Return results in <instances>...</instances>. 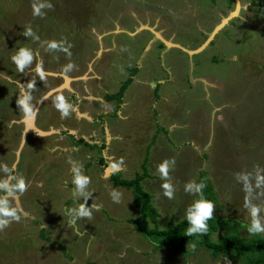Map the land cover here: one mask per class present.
<instances>
[{"label": "rangeland", "instance_id": "obj_1", "mask_svg": "<svg viewBox=\"0 0 264 264\" xmlns=\"http://www.w3.org/2000/svg\"><path fill=\"white\" fill-rule=\"evenodd\" d=\"M231 1L0 0V181L15 184L22 176L28 184L27 191L11 201L23 210L20 221L0 231V264H241L234 257L211 258L203 248L186 259L174 246L152 253L154 245L125 222L135 214L131 190L112 188L108 176H102L105 166L92 163L102 151L97 148L96 155V150L85 148L84 153L93 157L88 164L79 150L71 149L73 135L65 132L69 129L75 137L79 131L86 145H92L95 141L89 136L98 125L87 120L79 124L75 115L89 119L108 112L107 123L98 132L101 140L106 133L109 153L114 155L105 163L121 165L122 177L130 179L147 156L152 178L142 188L153 196L159 229L170 219L187 216L202 170L217 198L212 216L239 222L240 237L248 239L251 207L259 208L264 225V29L244 23L252 17L242 15L201 47L234 10ZM250 1L239 0V5ZM33 2H49L53 8H42L43 17L34 16ZM258 22L264 23V16L258 15ZM28 26L34 36L23 35ZM147 29L164 41L171 38L188 46L182 47L184 52L174 48L165 53L155 41L157 46L145 48L155 40ZM135 30L136 35L127 34ZM52 40L70 45L71 55L49 49ZM21 48L30 52L32 62L18 72L12 57ZM69 63L74 67L69 69ZM127 66L136 69L140 86L126 89V84L119 100ZM64 76L69 78L68 88L38 104L63 84ZM30 82L34 88L28 87ZM60 95L73 108L66 118L54 106ZM25 96L36 113L35 127L49 132L46 136L28 131L21 138L24 109L19 101ZM101 98L113 101L104 104ZM60 126L64 131L57 134ZM156 132L159 140H154ZM111 136L115 138L110 142ZM165 159L175 160L174 165L169 162L168 176L175 189L173 199L164 195L165 181L157 170ZM73 166L91 179L82 192L73 184ZM189 182L192 187L185 191ZM88 192L92 194L88 206L98 207L91 220L68 211L84 203ZM110 193L120 202H114ZM68 215L76 224L65 228ZM185 248L194 250L193 245Z\"/></svg>", "mask_w": 264, "mask_h": 264}, {"label": "trees", "instance_id": "obj_2", "mask_svg": "<svg viewBox=\"0 0 264 264\" xmlns=\"http://www.w3.org/2000/svg\"><path fill=\"white\" fill-rule=\"evenodd\" d=\"M256 1L259 7H264V0ZM127 81L129 82V80ZM127 81L118 92L117 98L119 100L123 95ZM118 99L117 101H119ZM78 142L82 143V140L80 139ZM104 147L102 145L100 148L104 149ZM98 163L103 167L105 166L102 158L98 159ZM146 165L147 156L145 155L140 165V172L134 174L132 178L123 179L119 174L112 173L109 176V181L113 187L131 190L135 215L133 218H129L127 222L134 227L138 234L154 245L152 253L161 247L174 246L176 253L185 259L195 249L203 248L211 258L217 256L225 259L234 257L239 259L241 264H264V236L248 232L250 234L248 239H242L239 231L243 226L237 221L213 215L211 220L206 221L209 231L203 235L196 233L188 236L186 230L190 225L185 217L177 221L170 219L163 229H159L157 210L151 204V196L141 187L142 180L149 178ZM196 181L197 185L203 182L205 187L199 188L197 197L191 201V206L200 198L202 193L205 199L216 203L217 198L213 186L206 178L204 171L200 170ZM216 235H218L217 239L214 237ZM186 245H195V248H193L194 250H186Z\"/></svg>", "mask_w": 264, "mask_h": 264}, {"label": "clouds", "instance_id": "obj_3", "mask_svg": "<svg viewBox=\"0 0 264 264\" xmlns=\"http://www.w3.org/2000/svg\"><path fill=\"white\" fill-rule=\"evenodd\" d=\"M42 8L52 9L53 5L49 2L45 3H32V12L34 16L43 17L44 13L41 12ZM24 36H34V33L32 31L31 26H28L25 28L23 32ZM36 39H39V37H35ZM48 47L49 49H59L61 51H64L69 56L71 55L69 48L64 47L63 42H57L55 40L48 41ZM12 61L16 66V69L18 72H22L24 68L29 65L32 62V56L30 52L25 49L21 48L20 52L17 56L12 57ZM38 68H40V71L43 72V69L40 65H37ZM69 69L73 68L74 65L69 63L67 65ZM29 88H34V83L30 82L28 85ZM29 98L25 96L23 99L19 101V104L24 109V120L26 123H30L35 120L36 113L32 111L31 107L28 105L27 100ZM47 99V97H45ZM55 108L60 112L62 118H66L70 115V112L73 110L72 105L66 100V98L63 95H60L57 97V99L54 101ZM169 162H171L173 165L175 164V160L169 161L165 159L162 163H160L157 166V170L165 182L162 183L161 187L163 189L164 195L168 199L174 198V187L171 183L168 182V176H169ZM69 163L73 164V161H69ZM120 163L122 164L123 161L121 160ZM15 166V165H14ZM110 167L113 170H119L120 165L119 164H111ZM72 173H73V184L75 185L77 191L82 192V190L91 183L90 177L84 175L79 167H72ZM264 179V178H262ZM193 182H189L185 186V191H188L191 189ZM205 187L204 183L201 182L197 186V191H199V188ZM0 189H3L4 195H0V231H3L5 228H7L13 221L19 222L21 219V214L23 210L19 208V206H14L12 204V200H18L19 195L24 194L28 189V184L25 182V179L21 176L20 179L16 181L15 184H11L8 180L0 181ZM112 199L114 202L119 203L120 201L115 198L114 193H110ZM92 196L90 192L84 194V203L79 204L77 209H68L69 212L75 211L76 216L82 218H87L89 220L92 219V213L93 209L98 210V207L96 205L88 206L87 201ZM10 197L12 199H10ZM213 206L214 203L211 200L205 199L203 196V193L201 194L200 198L197 199L194 204L191 206L187 216L185 217L186 220L189 222V227L186 230V234L188 236H192L196 233H200L201 235L206 234L209 231L208 224L206 221H209L213 218ZM259 208L258 207H251L250 209V215L252 217V223L249 227L248 231L250 234H260L264 233V225H261L260 220L258 218L259 214ZM69 216V225L74 226L76 224V219ZM193 248H195V245H193Z\"/></svg>", "mask_w": 264, "mask_h": 264}, {"label": "crops", "instance_id": "obj_4", "mask_svg": "<svg viewBox=\"0 0 264 264\" xmlns=\"http://www.w3.org/2000/svg\"><path fill=\"white\" fill-rule=\"evenodd\" d=\"M239 2V1H238ZM255 7H257L256 8V12H253V9H254V7L253 6H248V5H246V6H244V5H242V7L238 4V10H237V13H236V16L235 17H233V18H231V19H234V18H239L240 16H245L246 18H248V15H250L251 17H252V19H249V20H247V22H244V23H246V24H249V25H251V26H253V25H255V26H257V24L258 25H261V29H264V23H259L258 22V15H262V16H264L263 14H264V7H259V6H255ZM232 11V10H231ZM260 11H263V12H260ZM230 19V20H231ZM230 20H228L227 21V23L230 21ZM256 20V21H255ZM221 21V20H220ZM219 21V22H220ZM225 26V25H224ZM224 26L222 27V28H220L218 31H221L223 28H224ZM139 31H141L142 30V28L141 27H138L137 28ZM137 30V31H138ZM150 30V29H149ZM259 30H260V28H259ZM137 31L135 30V32H133L132 34L133 35H136V33H137ZM218 31L216 32V34L218 33ZM148 33H149V35H153V31L152 30H150V31H147ZM211 33V32H210ZM209 33V34H210ZM120 33H118L117 35H119ZM128 35L130 34V33H127ZM216 34H214L213 36H212V38H209V41H208V43L205 45V46H208L209 45V42L213 39V38H215V35ZM159 35V34H158ZM130 36H132V35H130ZM159 37H160V35H159ZM155 38H157V37H155ZM157 39H159L160 40V42H162L163 44H164V42H166V41H164V40H162L161 38H157ZM157 39H155V41H157ZM208 39V38H207ZM155 41H153V42H155ZM171 41L173 42V43H171ZM158 42V41H157ZM159 43V42H158ZM167 43H171V44H173L174 46L173 47H171V46H168V47H170V49L168 50V49H166L164 52L166 53L167 51H170L171 49H174V48H177L176 50H178V51H180V52H184L185 50L183 49V48H186L188 45H181L180 43H178L179 45H177V44H175L174 43V41H173V39H171V38H169V40L167 41ZM155 44H156V42H155ZM204 44V43H203ZM165 45V44H164ZM202 46V45H201ZM162 48H163V46H161ZM165 47H167V46H165ZM179 47H181V48H179ZM183 47V48H182ZM204 47V46H203ZM202 47V48H203ZM162 48H160V50L162 49ZM202 50V49H201ZM201 50H199V51H201ZM162 56H163V53L161 54ZM127 80H129L130 81V83L127 81ZM127 82L129 83H127L128 84V86H127V88L126 89H128V88H131V86L132 85H136V86H140V84H138L137 83V81H138V79L137 78H135V76L133 77V80H131V78H127ZM125 81V82H126ZM140 81V80H139ZM136 83V84H135ZM143 85V88H144V84H142ZM147 85V84H146ZM147 86H149V85H147ZM147 88V87H146ZM150 90H152V89H150ZM138 91V90H137ZM153 91V93H154V89L152 90ZM125 92V91H124ZM139 92V91H138ZM221 93V92H220ZM123 94H125V93H123ZM139 94V93H138ZM222 95V94H221ZM79 118H78V117ZM83 116V115H82ZM81 115H79L78 113H77V115H75V117H77L76 119H77V122L80 124V122H85L86 121V117L84 116V117H82ZM34 123H35V120H34ZM91 124V123H90ZM35 125V124H34ZM94 126H96V125H94ZM60 129H62L63 130V126H60ZM56 132V131H55ZM159 132H160V130H159ZM56 133H58V132H56ZM70 135H73V144H72V146H70V145H68V149H70V147H71V149H75V150H79L80 151V153L81 154H83V158L85 159V161L86 162H88V164L90 163L89 161H90V159L91 158H93L92 156H90V155H88V153H84L85 152V148L86 149H88V151L90 150V148H87V147H89V146H92V145H86V143L87 142H85V137L84 136H82V135H80V134H83V133H80L79 131H78V136H75L74 137V133L73 132H68ZM76 133V132H75ZM158 134L159 133H157L156 132V135H154V140L156 139V140H159V136H158ZM108 135V134H107ZM71 137V136H70ZM89 137H93V139H94V143H96V141L97 140H100V137H101V135L98 133V129L97 128H95V131H94V134L93 135H90ZM256 138L258 137V136H255ZM72 138V137H71ZM81 139L82 140V143H80V142H78L77 141V139ZM112 138H115V137H110L109 138V141L111 142V140H112ZM103 140H105V143H106V133L104 134V139ZM155 143V142H154ZM76 144V145H75ZM88 144V143H87ZM107 144V143H106ZM158 144H160V141L158 142ZM83 145H85L86 147H83ZM70 146V147H69ZM93 147H95V145L93 146ZM105 148L106 149H104L105 150V155H108L107 157L102 153L101 154V158L103 159V162H105V160H107L108 161V159L110 160L111 158H113L114 157V155L113 154H110L109 153V149H110V147H107V146H105ZM68 149H62V150H68ZM103 150V151H104ZM87 151V150H86ZM96 155L98 154V152H94ZM99 155V154H98ZM99 157V156H98ZM90 158V159H89ZM98 159L99 158H97V161H98ZM148 159H147V165H148ZM85 162V163H86ZM93 164H95L94 162H92ZM104 164H106V163H104ZM111 164H114V163H109V165H111ZM99 167H102L99 163L97 164ZM147 165H146V167H147ZM121 166V165H120ZM149 166V165H148ZM114 172L115 173H118L121 177H122V171H121V169L119 168V171L118 170H114ZM140 172V171H139ZM147 172H148V168H147ZM111 174V173H110ZM109 174V175H110ZM104 174H102V176H103ZM109 175H108V182H110L109 181ZM148 175L152 178V176L149 174V172H148ZM149 177V178H150ZM123 178V177H122ZM124 179V178H123ZM148 178H145V179H143L142 180V182H141V187H142V184H144V181L145 180H147ZM154 179V178H153ZM156 180L158 179V178H155ZM161 182H163V180L161 181ZM164 183V182H163ZM111 184V183H110ZM198 186V185H197ZM213 186V185H212ZM111 187L112 188H117V187H113L112 185H111ZM120 188H122V187H120ZM143 189V188H142ZM144 190V189H143ZM145 191V190H144ZM146 192V191H145ZM198 192L199 191H197L196 192V194H195V196L197 197V195H198ZM148 193V192H147ZM150 196H151V204L153 205V196H152V194H150V193H148ZM196 197H193L192 198V200L194 199V198H196ZM132 199H133V196H132ZM191 200V201H192ZM191 201H190V205H189V210H190V208H191ZM155 205V204H154ZM153 205V206H154ZM155 209L157 210V207L155 206ZM157 213H158V211H157ZM135 215V214H134ZM158 216H159V213H158ZM134 217V216H133ZM133 217H131V218H133ZM129 218H127L126 220H125V222L126 223H128L127 222V220H128ZM157 219H158V217H157ZM42 225V224H41ZM41 225H40V228H41V230H42V227H41ZM43 226V225H42ZM66 226H68V227H65V228H69L70 227V225L67 223L66 224ZM44 227H45V225H44ZM159 227V226H158ZM77 231V230H76ZM186 259V258H185Z\"/></svg>", "mask_w": 264, "mask_h": 264}, {"label": "flooded vegetation", "instance_id": "obj_5", "mask_svg": "<svg viewBox=\"0 0 264 264\" xmlns=\"http://www.w3.org/2000/svg\"><path fill=\"white\" fill-rule=\"evenodd\" d=\"M239 1V0H238ZM229 2H230V0H229ZM233 2V8H232V10L234 9V5H235V3H234V1L232 0L231 1V3ZM248 6H259L258 4H257V1L256 0H251L248 4H247ZM230 12V11H229ZM228 12V13H229ZM227 13V14H228ZM226 14V15H227ZM134 20V19H133ZM142 28V30H145L146 31V29H143V27H141ZM148 31H149V29H147ZM152 36L155 38L156 36L153 34V35H151L150 37H151V39H152ZM186 37H187V35H186ZM208 38V37H207ZM155 39H157V38H155ZM154 40V39H153ZM155 41V40H154ZM157 41L159 42H157V45L155 44H153V43H151V41L149 40L148 42H147V44L144 46L145 48H147V46L149 45V49H152L153 47H155V46H157L156 48H162L161 47V45L163 46V48L160 50L161 52H164L165 51V48H167L168 50L170 49V47H165V45L162 43V42H160V40L159 39H157ZM160 45V46H159ZM164 50V51H163ZM148 52V51H147ZM146 52V53H147ZM125 69H126V71H125V79H124V83H125V81L127 80V78L129 79V78H131V80H133V77H134V75L137 73L136 72V69H132V68H130L129 66H127V67H125ZM128 69V70H127ZM134 73V74H133ZM41 74V73H40ZM131 74H133V75H131ZM64 78H65V76H64ZM63 78V84L61 85V87H64L63 85L65 84V79ZM69 83V82H68ZM129 83H130V81H129ZM128 83V84H129ZM127 84V85H128ZM148 85V84H147ZM68 86V85H67ZM150 86V85H149ZM65 88V87H64ZM62 89V88H61ZM66 89V88H65ZM60 90V89H59ZM99 90H101L100 88H99ZM102 91V90H101ZM83 92V91H82ZM98 92V91H97ZM99 93V92H98ZM124 93V92H123ZM105 95H108V94H105ZM76 96L74 95V98H75ZM84 98V97H83ZM41 99V98H40ZM70 99V98H69ZM91 99H92V101H95V102H99L100 100L99 99H95V98H92L91 97ZM101 100L103 101V103L104 104H108V103H111L113 100L112 99H107V98H101ZM79 101V99L77 100V102ZM108 115H109V113L108 112H106V113H104V116H101V117H99L98 118V116L99 115H96L94 118H86V120H87V122H89V123H91V124H93V125H98L96 128L98 129V132L99 131H101L102 132V130H100V128L102 127L103 129H104V127H103V124H106L107 122H106V120L105 119H107L108 118ZM82 116V115H81ZM78 117V116H77ZM77 117H75V118H77ZM82 117H84V116H82ZM79 118V117H78ZM100 118L101 119H103L102 120V122H99L100 121ZM64 130H58V133L57 134H59V133H61V132H63ZM70 130L69 129H67L65 132H66V134L67 135H70L68 132H69ZM72 139H73V136H72ZM104 139V138H103ZM97 140V141H99V142H96V143H94L93 142V144H92V146H94L95 145V147H94V149H90L89 150V152H93L94 150H96L95 152H97V148L98 149H100V151H102V153H103V150L104 149H106L105 147H104V149H101L100 147L102 146V145H104V146H108V144H106L105 143V140ZM78 140H80L79 138L77 139V141ZM97 143H99V144H97ZM99 151V152H100ZM102 156H101V153H99V158H101ZM93 160V162H95L96 164H98V161H97V159L96 160H94V158L92 159ZM103 163H105V162H103ZM107 166H110L109 165V163H106L105 164V167H107ZM112 173H115L114 171L112 172ZM111 173V174H112ZM110 174V175H111ZM118 174V173H117ZM109 175V176H110Z\"/></svg>", "mask_w": 264, "mask_h": 264}, {"label": "water", "instance_id": "obj_6", "mask_svg": "<svg viewBox=\"0 0 264 264\" xmlns=\"http://www.w3.org/2000/svg\"><path fill=\"white\" fill-rule=\"evenodd\" d=\"M234 3H235V8H234V10L233 11H235L232 15H231V13L233 12H230V13H228L224 18H222L221 19V21L219 22V24H217L216 25V27L211 31V34H210V38L214 35V34H216V32L220 29V28H222L224 25H226L227 24V21L228 20H230L231 18H233L235 15H236V12H237V10H238V0H234ZM134 34V33H133ZM132 33H130L129 35H133ZM208 41H209V38L204 42V44L201 46V47H203L204 45H206L207 43H208ZM167 45V44H166ZM196 52H198V51H196ZM196 52H190L191 54H193V53H196ZM189 54V53H188ZM64 78V77H63ZM59 89H61V87H58V88H56L55 90H52V93H54V92H56V91H58ZM51 91H49V92H47L43 97H42V99H40L39 101H38V104H40L44 99H45V97H47L48 98V96H50L51 94ZM48 94H50V95H48ZM38 104L36 105V107L38 106ZM23 119H24V117L22 118V123H23V132H22V136H21V138H23L25 135H26V133L28 132V131H31V132H33L34 134H36V135H38V136H46V134H49V132H42V131H40V130H38L33 124H34V121H32V122H30V123H26L25 121H23ZM18 154V153H17ZM114 170L110 167V166H107V167H105L104 168V175L105 176H108V174H110V173H112Z\"/></svg>", "mask_w": 264, "mask_h": 264}, {"label": "bare ground", "instance_id": "obj_7", "mask_svg": "<svg viewBox=\"0 0 264 264\" xmlns=\"http://www.w3.org/2000/svg\"><path fill=\"white\" fill-rule=\"evenodd\" d=\"M238 4H239V2H238ZM235 11H233L232 13H231V15L234 13ZM237 13V12H236ZM235 14V13H234ZM153 34L157 37V38H160L159 37V35L157 34V33H155V32H153ZM209 38H210V36H209ZM164 44L168 47V46H171V47H173L174 45L173 44H171V43H167V41L166 42H164ZM65 79V84L63 85L65 88H68V82H69V78H67V77H65L64 78ZM61 87V86H60ZM64 87H61V88H64ZM51 93H52V91H51ZM50 93V94H51ZM50 94H48V95H50ZM42 99V98H41ZM23 121H25L24 119H23ZM34 125V124H33ZM35 126V125H34Z\"/></svg>", "mask_w": 264, "mask_h": 264}]
</instances>
